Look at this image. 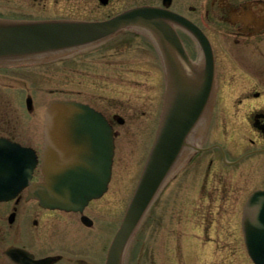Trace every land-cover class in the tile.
<instances>
[{
  "label": "flooded vegetation",
  "instance_id": "obj_1",
  "mask_svg": "<svg viewBox=\"0 0 264 264\" xmlns=\"http://www.w3.org/2000/svg\"><path fill=\"white\" fill-rule=\"evenodd\" d=\"M105 1L0 0V16L103 20L146 4L178 11L200 26L210 38L215 55L216 102L201 151L188 158L172 186L173 199L168 206L174 214L170 223L189 224L201 231L213 228L218 235L231 239L215 242L218 247L224 249L229 244V249L239 248L243 242L234 237L239 229H231L229 223L240 216L250 193L264 188V35L252 38L246 34L251 27L244 14L228 18L227 23L226 18L210 17L213 8L209 9L208 0H170L168 6L167 0H118L116 7L115 0ZM246 4L248 0H235L231 7L240 10ZM179 34L190 57L198 62L200 47L195 38L181 27ZM145 37L124 35L121 43L128 39L147 41L142 47L148 48L124 55L121 49L126 45L111 47L105 60L106 80L121 89L130 84L139 94L114 111L106 101L95 103L102 104L111 122L128 125L126 133L139 124V109L156 124L164 97L162 62L155 47L149 49ZM127 74H131L130 79ZM117 112H122V119ZM43 124L38 114H0V137L40 153ZM30 181H45L41 162ZM108 208L109 204L102 201L89 204L82 213L65 211L42 204L29 194L28 187L23 189L13 198L0 201V264H103L111 238ZM171 230L174 235V226Z\"/></svg>",
  "mask_w": 264,
  "mask_h": 264
},
{
  "label": "water",
  "instance_id": "obj_2",
  "mask_svg": "<svg viewBox=\"0 0 264 264\" xmlns=\"http://www.w3.org/2000/svg\"><path fill=\"white\" fill-rule=\"evenodd\" d=\"M177 18L176 14L167 10L139 7L98 22L0 19V64H12L36 56L56 55L82 48L126 26L145 29L161 47L168 71L162 122L113 248H123L165 177L177 163L184 147L188 145L190 133L200 120V112L192 105L193 99L187 97L191 88L189 77L177 65V59L180 58L177 51L182 54V46L174 27L168 23V20L176 21ZM186 27L194 30L190 25ZM202 75H207L208 98L213 72L204 70ZM205 105H202V111ZM46 122V158L51 175L48 194L60 196L63 201L69 199V202H72V198L75 203L81 204L86 198L104 190L110 177L114 147L111 126L88 105L71 100L53 101L46 111ZM8 150L6 149V152ZM4 163L5 160L0 157V171L4 170L5 167H1ZM71 163L75 170L80 171L66 179L67 171L73 170L61 166ZM4 184L7 188L11 186L5 181ZM5 194L9 192L0 190V196ZM246 222L249 252L257 264H264V215L246 216ZM110 264H119V259L113 258Z\"/></svg>",
  "mask_w": 264,
  "mask_h": 264
},
{
  "label": "rangeland",
  "instance_id": "obj_3",
  "mask_svg": "<svg viewBox=\"0 0 264 264\" xmlns=\"http://www.w3.org/2000/svg\"><path fill=\"white\" fill-rule=\"evenodd\" d=\"M117 1L118 0L113 1V6H117ZM111 7L112 6L105 9L109 10ZM124 7H126V4L122 6V8ZM102 11L103 9L98 10V12ZM94 57L90 58L92 59ZM75 66L76 65L73 63L67 62L64 67H56L54 65L53 67H48L44 70L26 71L13 69L11 71H0V113L4 114L9 111L12 113L29 114L25 108L24 100L21 101V94L26 91H28V93L35 98L34 111H32V113L40 115L44 114L49 99L58 96L80 98L82 100H93L96 103H100V99L90 96V93L88 92L92 87L90 82L91 79L90 77H87V72L90 70V64L88 61L80 63V71H82V75H79V78H77L72 71V68ZM12 77H15V82H12ZM78 79L79 84H77ZM23 83L25 87H29L27 90H24ZM16 101L21 102V104ZM98 105L101 106L102 104ZM117 128L120 131H123V129L119 128V126H117ZM128 141L131 142L133 146L127 149V151H121V147V149L117 152V161L115 163L114 176L111 184L112 189H117L120 185H122L123 179L127 181L124 184L126 187H128V183L132 182L133 180H137L141 172L140 170L142 169V163L145 161L147 153H145L146 149L143 151V148L146 139L144 140V138L140 137L136 138L135 140L130 139ZM135 143L136 148L139 151H133ZM133 153L136 154L134 155ZM140 161L141 164H139ZM132 187L133 188L131 189L134 190V186ZM115 213L118 214L116 221L117 224L119 221L120 212ZM234 225V221L229 224L230 228H232ZM189 228V230L193 233H200L201 231L199 229L200 231L197 232L193 228ZM204 232L207 233V231ZM209 232V236H218V232L213 228L210 229ZM153 234H155V229L148 226L146 227V231L143 230L142 234L136 236V239L134 240H138L141 243V249L136 255H134V263L132 262V264H154V260L156 259L154 256L155 249H151V247L155 248L154 243H152ZM221 236L223 238V242L231 241L229 237H225V234H222ZM221 236L219 234L220 239ZM163 238H167V236H164ZM179 243L180 245L178 244V248L181 249L176 250V260L180 261L175 264H253L252 261L247 259L246 254H244V250H242V252L238 249H229V244L224 246V249L222 247H218L215 243H213L211 247L208 244L204 246L201 243H198L197 246L188 248V241L184 240L182 236L179 237ZM190 248L194 249L192 254H190ZM169 254L170 253L167 249H160L158 264H173L172 261H168L167 259Z\"/></svg>",
  "mask_w": 264,
  "mask_h": 264
}]
</instances>
